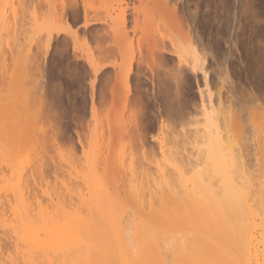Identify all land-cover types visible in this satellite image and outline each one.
I'll use <instances>...</instances> for the list:
<instances>
[{"label": "rangeland", "instance_id": "obj_1", "mask_svg": "<svg viewBox=\"0 0 264 264\" xmlns=\"http://www.w3.org/2000/svg\"><path fill=\"white\" fill-rule=\"evenodd\" d=\"M48 1L0 0V131L1 127L3 133L8 128L12 129L10 135L15 141L11 145L16 148L13 154L19 156L17 159L13 156L12 161L8 159L12 164L5 165L10 166L6 170L3 167L5 157L0 155V220L6 221H0V228L3 226L0 244L5 242L2 245L5 250L0 245L1 262H8L14 254L13 258L19 256L16 259L25 264V249L20 250L24 258L17 255L10 225L11 221L24 218L26 213L28 217L32 215L33 220L42 217L49 223L54 221V217L58 222L59 217L62 230L67 232L76 218L81 228L87 227L82 225L84 222L90 226L99 218L100 204L102 207V204L111 202L114 217L145 221L143 214L148 220L155 212L159 213L160 207H166L163 202L170 199L166 198V192V200L162 201L164 195L160 189L173 186L176 192L181 190L179 197L175 196L178 200L171 202L178 210L174 206L172 209L171 203L166 210L169 209L173 216L177 215L175 210L178 211L177 216H182L178 219L183 224L187 221V224L181 227V223H177L176 226L173 220L175 227L183 228L185 231L177 229L184 236L191 234L194 239L198 238L192 241L191 236L189 240L190 244L194 241L197 244L200 242L198 228L202 229L208 218L207 204L213 207L223 198L226 202V195L223 196L222 192L227 186L237 188L244 198L250 195L249 199L252 190V197L255 194L256 198V201L252 198L254 202L260 197V203H264V191L261 190L264 187V0H172L171 6L177 8L176 15L184 33L190 37L199 54L204 49L206 76L194 75L183 69L176 85L171 78L164 77L163 71H159L154 75L156 89L151 86L150 77L147 80L137 74L136 62L132 63L127 88L121 81L123 75L117 79L111 67L102 68L116 61L121 63L116 53L108 60L97 59L96 40L104 34L106 26L90 27L86 34L80 36L79 45L74 49L70 39L58 33L67 29L66 26L47 24ZM82 1H78L80 15L84 4L90 6L89 12L104 18L108 16L110 5L119 0ZM62 2L52 0L51 3L59 8ZM82 23L81 16L79 19L69 16L68 26L72 30L80 28ZM148 29L149 26L146 31ZM144 33L142 36L138 34V38ZM49 34L52 38L47 47ZM140 40L144 39L132 45L128 42L121 44L124 69H128L136 48L140 44L145 47V42L143 44ZM166 57L163 65L171 69L176 60ZM91 61L93 66L89 65ZM4 138L2 136L0 140ZM213 139L218 140L221 148L216 156L221 157L222 169L216 159L212 166L210 162L208 164V151L213 147ZM3 142H0L1 150L10 146ZM8 149L5 148L10 155ZM0 154L3 153L0 151ZM26 160V166L30 164V168L25 166ZM20 169L31 170L29 174L25 172L34 176L30 175L33 180L28 177L32 184ZM10 170L11 176L7 173ZM220 170L223 173L221 178L217 174ZM16 179L26 186V190L19 182V186L16 184ZM27 183L33 186V191ZM257 185L262 186L257 188ZM249 187L251 190L249 194L246 191V195L244 190ZM22 189L28 191L27 196L22 195ZM18 199L20 202L23 199L21 205L26 206H19ZM151 202L152 207L158 205L157 202L162 203L158 206L160 209L154 211L157 206L149 207ZM260 203L255 205L259 209ZM27 204L32 207H27ZM15 208L18 210L13 212ZM162 211L165 213V209ZM50 212L54 213L53 217ZM14 213L15 217L18 214L17 219ZM129 228L127 230L131 231ZM87 229L79 237L89 238ZM69 233L65 236L70 240L64 238L60 244L46 247L51 261L53 257L55 261L59 253L57 258L60 262L57 263L64 264L68 257L65 263L73 264L83 248L85 252L81 250V253L86 256L90 241L77 238L72 231ZM2 235L8 237V241ZM7 243L10 246L6 249ZM195 248L196 245L192 250ZM66 253L69 256L65 257ZM192 253L191 256L194 255ZM195 255L192 258H196ZM193 260H190L191 264L195 262Z\"/></svg>", "mask_w": 264, "mask_h": 264}, {"label": "bare ground", "instance_id": "obj_2", "mask_svg": "<svg viewBox=\"0 0 264 264\" xmlns=\"http://www.w3.org/2000/svg\"><path fill=\"white\" fill-rule=\"evenodd\" d=\"M50 1L52 2V0H50ZM50 1H48V3H47L48 9L46 10L47 11L46 12V18L48 20L47 24L56 23V24H59L60 26H62V25L66 26L67 29H64V30L61 29L60 31H58V33L65 34L70 39L71 43L73 44L74 49H76V47H78V45H79L80 36L83 34H86L88 32V30L90 29V27L96 26V25H103V26L107 27V29H105L106 32L104 30L103 31L104 34L103 35L100 34L102 36L99 35L97 37V40H96L97 59L98 60H108L112 56H114L115 53H116V56L119 55V57L121 58V63H117V61H116L115 63H112V64H110V63L108 65L106 64L102 68L105 69V68L111 67L112 70H114V73H115L117 79L121 75H123V78L121 79V81L123 82V84L125 83L126 88H127V84L129 82V79H130V75L132 73V63L133 62H136L135 64H137V66L135 65L137 67L136 72L138 75H140V77L142 75V77H144L147 80L150 77V83H151V86L153 88L156 87L154 84V75H155V73L158 74L159 71H163V74L165 73L164 77L167 76L169 79L171 78L173 80V82H175V84H176V82H179L178 79H180L179 76H181L183 69L188 70L189 72H191L194 75L199 74L201 76H206V72H205V68H204V65H205V63H204L205 62V60H204L205 56L203 53L204 49H202L203 46L200 45L202 47L201 48L202 50H201V53L199 54L200 51L198 52L194 48V45L191 42L190 37L184 33L182 23L179 21V18H177V15H176L177 8L175 9L174 8L175 6H173V7L171 6L172 0H119L115 4L110 5L109 9L111 12L108 11V16H106L104 18L99 16L98 13L93 14V12H89L91 9V8H89L90 6L88 7L87 5H84V4H82V13L80 15V12L78 10V7H79L78 1L80 2V0H63L62 4L60 5L61 7L59 6V8H56L55 3L53 4ZM81 2L83 3L82 0H81ZM136 2L139 4L138 6H136ZM149 4H151V5H149ZM148 5H149V7H148ZM88 8H89V10H88ZM70 15L73 16L75 19H79L81 16L83 23H82V26L80 28H76L75 30H72L68 26V20H69ZM154 23H157V25ZM153 25H156V26H153ZM148 26H149V29H148V31H146ZM144 31H145V33L146 32L147 33L145 34ZM142 32L144 33L145 38H143L144 36L141 37L144 40H140V42L143 41L142 42L143 44L145 42V47L141 46V44L139 47L140 48L144 47L145 49H142V48L141 49L145 50V51L142 52V50H140L139 47L136 48L137 51H135L134 54L130 58V64H129L128 69H124V60H123L124 54L121 51V44L124 42H128L130 45H132L134 42H139V39H141V38H138V36H140ZM138 34H140V35H138ZM51 38H52V34H49L47 37V40H46V46L47 47L49 46ZM165 56L173 58L176 60L175 66L174 67L171 66L172 67L171 69H168L169 67L167 68L166 64H165V66L163 65L165 63L163 61V60H165L164 59ZM115 57H114V59H115ZM93 63L94 62H92V61L89 62V65L93 66ZM141 66H143L144 69H143V67L141 68ZM123 72H124V74H123ZM177 84H179V83H177ZM8 125H7V127H8ZM5 129L7 130V128H5ZM0 132H2V133H0V135H1L0 138H2V136H5V138L1 139L2 141L0 140V142L2 143L4 140L5 141L7 140V142L4 141L5 143L3 142V144L7 145L9 143V145H10V146L7 145L4 148H2L3 151L1 150L2 146L0 145V151L3 153L0 155L1 156L3 155L5 157L3 160V161H5V164L3 167H5V169L6 168L9 169L10 166L6 167L5 165H11L12 164L9 162V160L13 159V156L16 152V148H14L15 146H12V145H14V143L12 144V141L14 142L15 140H12L14 138L12 137V135H10L11 133H13L12 129L10 131V128H8V131H4L6 133H3V129L1 127ZM5 134H7L8 136L10 135L11 136V137L9 136L10 139L8 136L6 137ZM6 147L7 148L9 147V149L7 151L10 153V155H7V152L5 150ZM10 147H11V149H10ZM211 147H212V149H210L208 147V149H210L209 150L210 152L208 151V154H209L208 155V160H209L208 164L210 162V165L212 166L214 159H216V163H218V165L221 166V169H222V167H223L222 163L223 162L222 163L219 162V161H221L220 160L221 157L216 156L218 151L221 149L219 147V143H218L217 139L212 140ZM18 154H19V152H18ZM1 156H0V158H1ZM8 156H9V158H8ZM17 157H19V156H14V159H17ZM25 158L27 159V156ZM6 159H7V161H6ZM1 162H0V165L2 164ZM26 162H27V160L25 161V166H26ZM8 163H10V164H8ZM13 163H14V160H13ZM32 164H31V169L33 171ZM28 165H30V164H28ZM28 165L26 167H28ZM17 167H19V162H18ZM28 168H30V166ZM34 170H35V168H34ZM20 171H22V169H20ZM25 171H27V173H28L31 170H25L24 169V171H22V173L27 174ZM224 171L226 172V170H224ZM1 172H2V170H1ZM10 172H11V170L7 171L8 175L11 176L12 173L10 174ZM217 174L220 175V178H221L223 173L220 170L217 172ZM30 175H32V174H30ZM30 175H28V176L25 175L27 178L25 176L24 177L28 180L29 179L28 177ZM4 177L7 178L6 176H3V178ZM17 177L18 176H16L15 178H17ZM32 177H34V176L32 175ZM32 177H31V179H32ZM9 178H7V179H9ZM25 178H24L23 183L25 181L27 182V180ZM224 179L226 180V178H224ZM31 181L29 179L30 184H32ZM263 181L264 180H262V185L264 184ZM3 182H4V179H3ZM18 182L20 183L21 186L26 185V183H24V185H22L23 183L20 182V180ZM18 182L16 179L17 185L19 184ZM5 184H7V183H5ZM30 184L27 183V185H29V189L31 187H33L32 185L30 186ZM12 185H10V186L14 188V186H12ZM14 185H15V183H14ZM166 185H167L166 187H169L168 184H166ZM262 185H257V188H258V186L260 187ZM25 187L26 186H24V188L23 187L22 188L26 190ZM171 187L173 188V186H170L168 189H165L164 187L161 189L159 188L161 191H162V189H163V191L166 190L164 193L162 191V194L164 195L167 192L166 193V195L168 196V197H166L167 199H169V198L173 199L171 201H170V199H169V201H167L165 199L166 195H164V198H162L163 200L162 199L161 200L167 201V202L165 201L166 203L163 202V206L166 205V207H160L162 203L159 204L158 202H157L158 205H156L157 207L155 206L156 208L151 206L152 202L149 206V207L155 208V210L153 209L154 211L161 208L160 210H161V212H163L162 210L165 209V211H164L165 213H161L160 210H157L159 213L155 212L154 214H157L156 216L152 213L153 214L152 217L149 216L150 218H148V220H146V216L143 214L144 212L142 214L144 216L143 219H145V221H141L139 218H137V219L132 218V220H129V219L125 220L121 216L114 217L113 216L114 210L112 208V205H110L111 202H109L110 204H108V202H106V205H105V203L102 204V207L100 204V208H102V209H101V211H99V218H98V216H96L98 219L93 218L95 220L92 221L91 224L89 223L90 226L85 225L86 224L85 222L82 224L83 226L89 227V229H87V227L81 228L79 225L80 223L79 222H78L79 224L77 223V220H78L77 218H76V222L74 221V223H72L73 222V220H72L71 221L72 224L69 225L70 229H68V230L72 231V233L75 236H78L77 238H80L81 240H84V241L86 240L88 242L90 241V245H88L89 250L85 256L86 258L82 255V253L85 252L84 248L81 249V250H83V252L81 250L80 251L77 250L80 253L76 256L77 260L73 264H191L190 260H193V259H195V260H193V261H195V262H193V264H264V203L263 204L260 203L262 198L260 199L259 196H258L259 199H257L258 201L254 202L253 199H255V201H256V198H254L255 194L252 197V190L250 189V187L247 190H244V193H246V191H247L248 194L251 190L250 199H249L250 195H248L244 198V196H242L240 194L239 190H236L237 188H235V187H234L235 188L234 189V188L229 187V186H227L226 188L223 186V188H225V192H222V193H223V196L226 195V202L224 201V198L222 199V197H221L222 201L217 202V204L214 203L215 206L212 207L210 204H207L206 212H207L208 218H207V220L204 219L206 221V223L204 224L202 229H199L198 226H196L198 228V230H200L199 236H200V239L202 240V242H201V240L199 239L200 242H197V244L199 243V245H200V246L198 245V247H197V244L195 243L196 241H194L193 243L191 242V244L189 242V240L191 239V236L193 238L192 241L196 240L198 238L195 237V239H194L193 235H191V234L189 235L190 237L188 236L189 237L188 238L186 234L184 236V234L182 232H180L181 230H183V228H181V227L185 226L184 224H187V221H185L186 223L183 221L184 222V224H183L181 222V220L178 219L179 217L182 218V216L181 215L179 217L177 216L179 214L177 211L178 208L176 206H174L173 203H171V202L178 200V198H175V196H176V194L178 196V193H181L180 192L181 190L180 191L177 190V192H176V188L174 187L172 189ZM223 188H222V190H224ZM252 188H255V187H252ZM257 188H255V189H257ZM262 188L263 189H261V188L260 189L264 191V187H262ZM11 189L12 188H10V190ZM14 189L19 190L20 188L15 187ZM31 189H32L31 191L34 190L33 188H31ZM209 189L211 191V188H209ZM27 192L28 191H24V193H22V195L24 194V197L27 196ZM158 193H159V191L157 192V195L160 196ZM185 193L187 194L186 191H185ZM247 193H246V195H247ZM0 194L2 195V193H0ZM9 194L11 195V193H9ZM20 194H21V192H20ZM160 194H161V192H160ZM207 194H208V192H207ZM210 194H212V193H210ZM30 195H31V193H30ZM163 195H162V197H163ZM262 195H264L263 192H262ZM262 195L260 194L261 197H262ZM5 196H7V195H5ZM18 196H19L18 198L20 199V195H18ZM158 196H156V197H158ZM30 197L31 196H29V198ZM3 198H5V197H3ZM6 198H8V197H6ZM158 198L160 199L161 197H158ZM213 199H214V197H213ZM230 199H233V200H230ZM156 200H158V199H156ZM22 201H23V199L21 200V202ZM27 201H28V199H27ZM21 202L19 200V203H20L19 206H24L25 204L21 205L22 204ZM253 202L255 203V205H256V203L257 204L260 203V209H259L258 205H257V207L255 205H253ZM262 202H264V196H263ZM26 203H29V202H26ZM167 203H168V205H167ZM218 203H220V204H218ZM154 204H156V202ZM29 205L27 207L31 206V205L30 206ZM168 206H170L172 209H174V207H175V209H177V210H175L177 212V215H176L177 217L173 216V214H171L169 209H168L169 212L166 210V208H168ZM96 208H98V206ZM255 208H257L256 210L259 209L258 212L255 210ZM21 209H22V213H23V208H21ZM17 210L18 209H16V210L13 209V212L17 211ZM98 210H99V208H98ZM150 210H152V209L150 208ZM54 211H55V209H54ZM152 211H150V212H152ZM33 212H34V210H33ZM51 212H50V215L52 216V214H54V213L51 214ZM59 212H57L55 216H57V214ZM25 213L26 212H24V214ZM18 214L20 215L19 212H18ZM18 214H17V217H18ZM158 214H159V216H158ZM25 215L26 216L24 218L21 217L22 219L19 218L17 221L15 220V222L11 221L12 220L11 216H10L11 220L9 219L11 221L10 229L12 230V233H13L15 245L17 246V251H18L17 255L20 254L21 256H23V253L20 252V250L25 249V252H24L25 258L23 256V258H24L23 263L25 262V264H54L53 261H54L55 257H53V259L51 261L50 259L52 257H51V255H49L47 253L48 256H50V259L48 258L47 254H46V247L49 245H55L56 246L57 244H60L63 241V239L66 238L65 235L67 232L69 233V231L66 232V230L65 231L62 230V227L60 225L61 223H59V221H60L59 217H58V222L54 219L55 218L54 217L53 218L54 221L53 222L50 221V223H49V220L46 222V220L42 217H40V219H38V220H35V219L33 220V219H31L32 215H30V217L27 216L28 215L27 213ZM15 216H16V214L14 215V217ZM33 216H35V215L33 214ZM93 216H95V215H93ZM154 216H155V218H154ZM14 217H13V219H15V218L17 219V217H15V218ZM74 217H77V216H74ZM79 217H80V215H79ZM32 218H34V217H32ZM175 218L177 219V221ZM1 220H2V222L4 221L3 223L6 222L3 219H1ZM6 220H7V218H6ZM51 220H52V218H51ZM173 220H175L176 223ZM183 220H186V219H184V217H183ZM82 222H83V220H82ZM174 223L176 224V226H177V223H181L180 224V226L182 225L181 227H179V225H178V227L181 229L180 231H178V229H177L178 227L176 228ZM7 224H9V222H7ZM127 226H128V228L131 227V228H129V230L131 229V231L127 230L128 229ZM2 227L0 228L1 230H3ZM85 229H87L86 233H87V237H89L86 239H84V237L83 238L79 237L82 235L83 232H85L84 231ZM186 229H187V227H186ZM183 231H185V230H183ZM191 231H193V230H191ZM5 232L6 231H4L3 233L5 234ZM179 232H180V234H179ZM182 234H183V237L181 236ZM69 235H70V233H69ZM195 235L197 236V234H195ZM75 236H73L72 239L75 238ZM2 237H4V236L2 235ZM185 237H187V238H185ZM4 238L6 239L8 237H4ZM13 238L10 240H13ZM66 239H69V238H66ZM0 240H2L1 237H0ZM6 240L8 241V239H6ZM12 242H9L10 245ZM68 243H69V241H68ZM188 243L190 244L191 247H189ZM84 244H86V243L84 242ZM0 245H1V249L5 250V248L2 247V245H5V242H4V244L2 242ZM8 245L9 244L7 243L6 249H7ZM12 245H13V243H12ZM194 245H196V248L192 250ZM197 248H198V251H196ZM10 249H8V250H10ZM13 249H14V247H13ZM50 249H52V248H50ZM188 249H190L189 250L190 252L188 251ZM8 250H6V251H8ZM77 251H75V252H77ZM48 252H50V251H48ZM192 252H194V253H192ZM195 252H197V253H195ZM57 253H58V251H57ZM190 253H192L194 255L196 254L195 255L196 258H192L194 255L191 256ZM1 254H2V252H1ZM58 254H56L57 256L55 255L57 260L55 259L54 262H56V263L59 261L58 260L59 258H57ZM69 254H70V256H69ZM69 254L65 255V257L69 256V258H70L71 253L69 252ZM13 256H14V254H13ZM13 256L10 257L8 262H5L3 260L2 262L0 261V263L1 264H6V263L7 264H16V263L19 264L20 259L17 260L19 256L18 257L15 256L17 259L13 258ZM52 256H53V254H52ZM72 258H73V256H72ZM66 260H68V257ZM18 261H19V263H18ZM65 261H64V264H66ZM57 264H60V263H57Z\"/></svg>", "mask_w": 264, "mask_h": 264}]
</instances>
